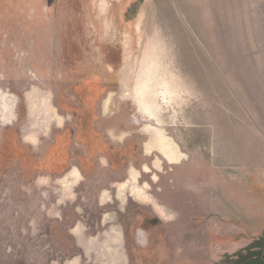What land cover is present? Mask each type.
Returning a JSON list of instances; mask_svg holds the SVG:
<instances>
[{
  "label": "rangeland",
  "instance_id": "374dc122",
  "mask_svg": "<svg viewBox=\"0 0 264 264\" xmlns=\"http://www.w3.org/2000/svg\"><path fill=\"white\" fill-rule=\"evenodd\" d=\"M0 264H264V0H0Z\"/></svg>",
  "mask_w": 264,
  "mask_h": 264
},
{
  "label": "bare ground",
  "instance_id": "6f19581e",
  "mask_svg": "<svg viewBox=\"0 0 264 264\" xmlns=\"http://www.w3.org/2000/svg\"><path fill=\"white\" fill-rule=\"evenodd\" d=\"M155 69H156V67L152 66L151 69H150V71L148 70V74L146 75L147 76L146 81H144V83L142 85V90L140 92L141 104L145 107V109L147 110V112L151 116H153V111H156V110L159 109V105L157 103V99L159 97H162V99L164 100V99H166L167 93L169 94V92H167V89L166 88L163 89L161 86H159L160 89H161V91H163L162 93L160 92L161 93L160 94L158 91H156L155 88L152 87V83L155 82V80H156L155 77H154V74L156 72ZM162 83H163V85L165 84L164 82H162ZM150 94H153V96H154V102L152 104H149L147 102V98H146V96H148ZM149 133H150L152 139H154L156 142L158 141V144H159L158 137L161 138V136H160L161 135V132L158 129H156V128H150ZM162 147L164 148L163 145H162Z\"/></svg>",
  "mask_w": 264,
  "mask_h": 264
}]
</instances>
